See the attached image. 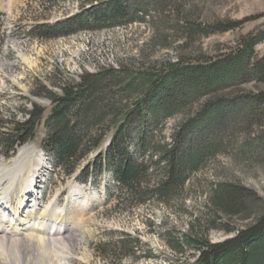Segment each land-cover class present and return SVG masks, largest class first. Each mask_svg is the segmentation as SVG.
I'll use <instances>...</instances> for the list:
<instances>
[{"label":"trees","instance_id":"16d2710c","mask_svg":"<svg viewBox=\"0 0 264 264\" xmlns=\"http://www.w3.org/2000/svg\"><path fill=\"white\" fill-rule=\"evenodd\" d=\"M170 1L178 8L177 0H113L97 6L82 0L77 14L53 25L37 23L29 35L53 40L111 31L150 18L152 9ZM86 3L91 4L89 8ZM180 13L176 25L183 34L176 42L175 62L134 72L125 67L101 69L96 74L84 73L78 82H65L61 94L44 90L51 110L43 123L42 150L54 168L69 178L91 180L96 186L105 178L107 204L114 209L134 210L155 203L168 207L181 198L192 174L221 154L223 141L217 137L229 127L228 119L236 120L238 111L244 120L233 125L264 128V91L233 98L234 89L264 86V55L255 54L264 42V30L243 36L229 53L215 58L198 60L193 50H187L196 36L235 31L260 16L218 23L207 32L208 27L205 30L197 24L192 12L182 9ZM31 106L23 121H11L12 130L0 134L6 158L36 137L45 110ZM176 116H181V122L166 142L160 126ZM259 147L264 148V140ZM217 187L208 204L213 214L198 216L185 234L167 239L174 255L193 252L177 264H264V208L255 209L257 195L238 185ZM235 219L243 224L234 226ZM213 231L232 238L212 243ZM138 244L126 237L109 247L131 258Z\"/></svg>","mask_w":264,"mask_h":264},{"label":"rangeland","instance_id":"374dc122","mask_svg":"<svg viewBox=\"0 0 264 264\" xmlns=\"http://www.w3.org/2000/svg\"><path fill=\"white\" fill-rule=\"evenodd\" d=\"M81 1L0 0V134L12 130L11 121H23L26 112L32 110V104L45 110L44 119L36 127V137L32 142L19 147L9 158L0 149V172L12 167L21 151L32 149L27 169L20 181L17 180L15 188L3 196L1 194L7 182L0 185V199L5 198L10 202L12 217L20 206L24 179L36 171L39 156L45 167L39 173L41 178L38 188L32 197H28V207L17 213V219H25L28 228L18 231L14 224L0 215V229L4 227L10 231L8 239L13 237L19 242L26 241L25 245H18L13 254L0 250V264L184 262L193 252L188 251L185 256L174 255L166 243L167 239L185 234L198 216L208 217L213 214L208 204L217 186L230 184L246 188L258 197V207L255 209L264 208V148L259 147L264 140V128L249 130L244 124L233 125V121L244 120L238 111L235 117L232 116L236 120L226 121L229 129H222L217 137L223 141L221 154L208 160L198 173L192 174L180 196L183 199L177 197L168 207L155 203L134 210L114 209V205L107 204L105 178L100 179L99 186L91 180L84 183L77 180L76 176L69 178L54 168L42 150V141L46 135L43 123L51 110V103L44 90L61 94L65 82H78L84 73L96 74L101 69L125 67L129 72H134L167 61L175 62L176 42L183 34L177 28L176 21L178 11L182 16V9L184 13L192 12L197 24H201L205 30L208 27L207 32L218 23L260 16L258 20L235 31L210 33L200 38L196 36V42L187 47L189 53L194 51V57L198 60L229 53L243 36L264 30V0H177L178 8H174V2L170 1L164 2V6L160 5L158 10L152 9L150 18L111 31L81 33L53 40H39L29 35L37 23L53 25L77 14ZM91 1L92 6H97L113 0ZM84 5L89 8L91 4ZM255 51L258 57L263 56L264 42ZM184 58L190 59L187 56ZM257 91H264V86H243L233 90V98L238 100L241 95ZM181 119V116H176L163 122L160 129L164 141L170 140V135L178 128ZM93 157L95 154L88 161ZM232 221L237 227L243 224L238 219ZM54 226L70 230L56 235L51 241L48 234ZM2 236L3 233H0ZM70 236L74 242L70 241ZM126 237L139 243L135 248V257L116 254L109 247ZM229 238L232 235L220 231H213L209 235L212 243H221Z\"/></svg>","mask_w":264,"mask_h":264},{"label":"bare ground","instance_id":"6f19581e","mask_svg":"<svg viewBox=\"0 0 264 264\" xmlns=\"http://www.w3.org/2000/svg\"><path fill=\"white\" fill-rule=\"evenodd\" d=\"M31 156H32V149L31 148L21 151L19 153L18 157L14 160L13 166L8 168V169L3 170L2 172H0V185H1V183L7 182L6 189H4V192L1 195L6 196L7 191L15 188V185L17 184V182L20 181V179L23 177V175L27 169V166L29 164L28 163V157H31ZM37 160H38V163H37L36 171L31 172V174L29 173V175L24 179V187L22 189V197H21L20 202H19L20 206H19V208H17L15 210L16 214L13 215L14 217H12V215L10 214V212L8 210V208H11V206L9 207V205H7L8 206L7 207V206H4V203L0 204V214L2 215V218L8 219L10 221V223L14 224V226L16 227V229L18 231H23L26 228H28V226H29L25 219H22V218L17 219V213L21 212V211L23 212L28 207V202H29L28 197H32L33 192L38 188L37 184L39 183V180L41 178V175L39 173L43 168H45L43 165V159H41L40 156L38 157ZM36 194L38 195V192ZM0 200H4L5 203L8 204V201H6L5 198L0 199ZM69 230L70 229H67L64 227L56 228V226H54L52 229V232L50 231V233L48 235L51 237V239H52L51 241H53V239L55 238L56 235H61V234L67 233V232H69ZM0 233H3V236L0 237V250H6V251L13 254V251L16 252L18 245H25L26 244V241L25 242L24 241L19 242L20 240H14L13 237L8 239V235H9L10 231L8 229H5L4 227H3V229H0ZM70 233H69V235H71ZM23 240H25V239H23ZM32 240H34V239H32ZM70 241L74 242V238L71 236H70ZM38 245H36V247ZM34 249H36V248H34ZM38 259H40V257ZM34 264H35V262H34Z\"/></svg>","mask_w":264,"mask_h":264}]
</instances>
